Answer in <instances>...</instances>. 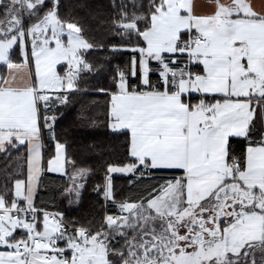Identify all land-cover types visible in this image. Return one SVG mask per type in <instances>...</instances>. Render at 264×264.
Listing matches in <instances>:
<instances>
[{
  "label": "snow or ice",
  "instance_id": "snow-or-ice-1",
  "mask_svg": "<svg viewBox=\"0 0 264 264\" xmlns=\"http://www.w3.org/2000/svg\"><path fill=\"white\" fill-rule=\"evenodd\" d=\"M0 264H264V0H0Z\"/></svg>",
  "mask_w": 264,
  "mask_h": 264
},
{
  "label": "trees",
  "instance_id": "trees-1",
  "mask_svg": "<svg viewBox=\"0 0 264 264\" xmlns=\"http://www.w3.org/2000/svg\"><path fill=\"white\" fill-rule=\"evenodd\" d=\"M93 99H98L100 101L101 105H103V97H93ZM100 139L103 140L105 138L103 136H101ZM49 178L52 179V180H55L56 176L54 174H49ZM116 183H117L118 186H122L123 190L125 192L128 191V186H127L126 179L118 177L117 180H116ZM45 199H47V197H45ZM88 204H89V198L86 197V199H85V209L88 208ZM60 208H61V205L59 204V202H57L55 205H50V210H52V211H58V210H60ZM77 214H79V213L78 212H74L73 213V215H77Z\"/></svg>",
  "mask_w": 264,
  "mask_h": 264
},
{
  "label": "crops",
  "instance_id": "crops-1",
  "mask_svg": "<svg viewBox=\"0 0 264 264\" xmlns=\"http://www.w3.org/2000/svg\"><path fill=\"white\" fill-rule=\"evenodd\" d=\"M201 3H204V0H200ZM257 4L259 5L260 0H256Z\"/></svg>",
  "mask_w": 264,
  "mask_h": 264
}]
</instances>
